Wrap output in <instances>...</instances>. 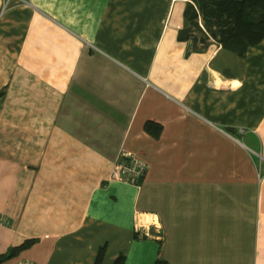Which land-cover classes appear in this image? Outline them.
Segmentation results:
<instances>
[{"label": "crops", "instance_id": "obj_1", "mask_svg": "<svg viewBox=\"0 0 264 264\" xmlns=\"http://www.w3.org/2000/svg\"><path fill=\"white\" fill-rule=\"evenodd\" d=\"M187 1L0 0V264H264V37L192 50Z\"/></svg>", "mask_w": 264, "mask_h": 264}, {"label": "trees", "instance_id": "obj_2", "mask_svg": "<svg viewBox=\"0 0 264 264\" xmlns=\"http://www.w3.org/2000/svg\"><path fill=\"white\" fill-rule=\"evenodd\" d=\"M185 24L178 32L179 40H190L191 49L201 50L211 40L239 58L246 47L255 45L264 37V0H189L183 11ZM144 129L158 136L162 125L154 120H146ZM35 239L27 238L19 245L0 254V262L26 247ZM103 248H100L94 264H99ZM113 264H123L119 255ZM155 264H166L158 260Z\"/></svg>", "mask_w": 264, "mask_h": 264}, {"label": "built area", "instance_id": "obj_3", "mask_svg": "<svg viewBox=\"0 0 264 264\" xmlns=\"http://www.w3.org/2000/svg\"><path fill=\"white\" fill-rule=\"evenodd\" d=\"M8 0H3L2 8L5 7ZM148 163L145 160L138 159L132 153L121 150L115 159L111 176L117 180H123L129 183L138 184L143 178ZM17 264H34L31 261H19Z\"/></svg>", "mask_w": 264, "mask_h": 264}, {"label": "clouds", "instance_id": "obj_4", "mask_svg": "<svg viewBox=\"0 0 264 264\" xmlns=\"http://www.w3.org/2000/svg\"><path fill=\"white\" fill-rule=\"evenodd\" d=\"M235 90V89H234Z\"/></svg>", "mask_w": 264, "mask_h": 264}]
</instances>
